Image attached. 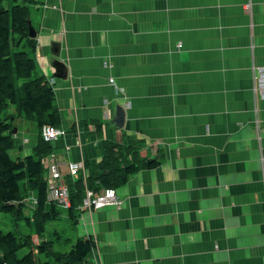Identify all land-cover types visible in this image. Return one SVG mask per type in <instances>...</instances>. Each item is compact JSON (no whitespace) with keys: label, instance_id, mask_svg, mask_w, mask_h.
Returning a JSON list of instances; mask_svg holds the SVG:
<instances>
[{"label":"crops","instance_id":"crops-1","mask_svg":"<svg viewBox=\"0 0 264 264\" xmlns=\"http://www.w3.org/2000/svg\"><path fill=\"white\" fill-rule=\"evenodd\" d=\"M19 2L65 131L56 157L85 167L128 140L159 160L115 188L118 206L80 211L88 261L264 264V0Z\"/></svg>","mask_w":264,"mask_h":264},{"label":"trees","instance_id":"trees-1","mask_svg":"<svg viewBox=\"0 0 264 264\" xmlns=\"http://www.w3.org/2000/svg\"><path fill=\"white\" fill-rule=\"evenodd\" d=\"M5 1L0 0V211L25 218L40 238L47 223L61 215V206L46 199L48 180L43 159L53 153L54 144L43 140L41 128L46 124L59 127L61 119L54 104L52 84L43 76H34L36 63L31 53L36 39L29 35L32 26L29 9L19 0H13L10 7ZM12 105L14 109L10 111ZM18 118L34 123L37 136L31 154L12 158L9 149L18 143L13 133ZM131 144L128 140L104 141L99 162H85V179L81 174L76 178L63 174L70 199L69 207L64 210L71 223L76 222L82 210L85 186L95 192L116 188L141 168L159 163L158 159L151 162L141 159ZM28 195L33 197L32 206L30 215L25 216ZM54 233L61 242H70L57 230ZM53 245L52 240L35 242L31 234L17 235L0 229V264H91L88 255L94 244L90 237L76 238L68 251L55 250ZM23 248L27 250L19 255Z\"/></svg>","mask_w":264,"mask_h":264},{"label":"built area","instance_id":"built-area-1","mask_svg":"<svg viewBox=\"0 0 264 264\" xmlns=\"http://www.w3.org/2000/svg\"><path fill=\"white\" fill-rule=\"evenodd\" d=\"M179 46V45H178ZM254 88L261 97H264V66L253 67ZM112 84L113 79H109ZM65 131L60 127L50 124L43 125L41 128V136L43 140L54 142L63 136ZM43 163L47 170L48 191L46 199L56 202L63 208L69 207V190L68 186L63 182L62 170L67 169V173L76 178L79 174L85 179L86 169L84 164L80 162L64 161L56 157L54 153H50L43 159ZM121 200L118 198L116 189L107 187L99 192L85 186V195L80 205V209L93 211L106 206H118Z\"/></svg>","mask_w":264,"mask_h":264},{"label":"rangeland","instance_id":"rangeland-1","mask_svg":"<svg viewBox=\"0 0 264 264\" xmlns=\"http://www.w3.org/2000/svg\"><path fill=\"white\" fill-rule=\"evenodd\" d=\"M13 4V0H6L5 5L10 7ZM14 109V106L12 105L9 110L12 111ZM21 119V118H18ZM17 120V119H15ZM27 125V127L24 129L27 133V135H31L34 133L36 136L37 134V128L34 123L25 121L22 119ZM21 128H19V125L14 123V128H18L17 137L21 141L22 149L19 148V143L16 144L15 147L9 149V154L11 155L12 158H17V157H23L27 153L31 154L32 153V146L35 142V138L33 137L32 139L29 140L28 143H23V135L20 133L23 130V125H20ZM32 195H28L27 199V205L24 208V215L29 216L30 215V209L32 206ZM61 209V215L58 220H52L47 223L46 226V231L41 235L42 237L39 238V236L36 233V230L33 226H29L27 224V221L25 218L18 219L15 214H10L6 212L0 211V229L3 230L4 232L6 231H12L16 233L17 235L20 234H31L33 236V240L39 241V240H52L54 242V249L55 250H60V251H68L70 249L71 243H73L76 238H75V232H74V224L71 223L69 218L67 217L66 211L64 210L63 207H60ZM54 230H57L63 237H69L70 242L65 243L61 242V239L57 238V235L54 233ZM27 249L23 248L21 251H19V255H22L25 253Z\"/></svg>","mask_w":264,"mask_h":264},{"label":"water","instance_id":"water-1","mask_svg":"<svg viewBox=\"0 0 264 264\" xmlns=\"http://www.w3.org/2000/svg\"><path fill=\"white\" fill-rule=\"evenodd\" d=\"M29 35H30L31 37H35V35H36L35 28H34L33 26H31V25H30V27H29ZM14 132H16V129H15V128H13V133H14ZM155 159H157V157H156V156H153V157L147 159V161H148V162H151V161H153V160H155Z\"/></svg>","mask_w":264,"mask_h":264}]
</instances>
